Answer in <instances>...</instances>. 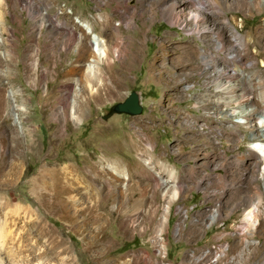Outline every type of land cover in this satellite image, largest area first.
Returning a JSON list of instances; mask_svg holds the SVG:
<instances>
[{
    "label": "rangeland",
    "instance_id": "obj_1",
    "mask_svg": "<svg viewBox=\"0 0 264 264\" xmlns=\"http://www.w3.org/2000/svg\"><path fill=\"white\" fill-rule=\"evenodd\" d=\"M123 1L127 8H123ZM163 2L0 0V225L6 228L0 255L12 263L264 264L261 180L256 181L262 190L260 193L258 188L256 196L263 201V206L257 203L261 217L258 233L255 235L251 228L244 232L247 228L244 223L237 236L233 230L242 224L238 219H242L241 212L246 207L230 206L224 216L219 214L214 221L209 220V224L203 219L192 221V210L186 207L188 215L182 217L177 230L176 199L162 196L165 188L158 178L156 184L150 180L157 171L164 178L184 184L188 181L184 178L185 172L193 167L195 177H200L206 169L227 175V168L206 167L203 158L209 155L220 161L221 156H227L235 161L234 156L246 151L245 143L251 133L246 124L242 125L243 108L231 103L224 105V111L228 112L207 111V106L212 105L210 100L214 101L218 92L212 87L211 72H199L194 67L200 62L197 53L202 49L219 59V67L221 62L230 64L225 60V55L233 50L230 41L242 49V33L256 26L264 27V0L260 2L261 9L253 8V13L247 7L221 11L219 20L224 29L221 46H212L207 37L200 38L198 33L186 31L184 24L191 14L187 8L179 18L182 23H171L163 12ZM213 7L208 8L210 13L217 10ZM231 14L238 20L236 26L223 18ZM96 15L109 16L111 26L114 22L119 33L115 29L112 32L108 26L101 29L94 21ZM76 16L88 19L93 28L105 36L110 63L105 64L96 57L91 61L90 55L80 61L84 70L80 77L87 80L85 64L89 62L93 64L92 73L97 80L91 84L92 92L79 81L73 82L63 105L64 85L53 81L48 72L43 73L42 63L53 67V51L60 53V58H56L60 60L58 71L69 65L74 58L76 41L70 43L68 52L61 49L68 39L55 25L63 21L79 33ZM248 37L253 43L243 53L249 58L256 48L264 53V29L257 39ZM260 60L258 58V64ZM258 68L252 63L244 71L254 74ZM79 74L80 71H74V80ZM110 75L115 78L110 86L116 92L108 95L105 88ZM218 75L221 76V72ZM260 89V86L256 88V97L252 100L257 111L264 110V91L259 92ZM132 90L140 95L142 112L134 116L112 112V105L122 101ZM259 118H262L260 114L258 124ZM263 129V126L259 128L261 132ZM139 147L144 151H139ZM87 156H93L102 165L113 162L122 167L121 162L126 164L123 168L131 184L130 202L138 197V187L145 186V208L138 212L136 224L132 225L127 219L128 203L123 200L121 187L115 184L109 188L101 179L98 184L103 194L100 210L106 218L100 221L94 220L88 210L86 201L89 199L85 200V210L81 211L67 200L69 206L64 208L67 214H72L73 209L78 213L73 222L58 218L47 200L41 204L36 201L38 196L48 192L42 187L51 188L48 175L45 185L33 188L32 180L39 175L40 168L48 170L46 165L52 166L55 162L58 166L71 162L82 165L88 162ZM144 158L149 163H144ZM107 170V175L113 173ZM57 175L60 177L62 173L57 172ZM90 175L86 173L85 178L89 179ZM227 178L229 180H221V183L232 182L230 175ZM204 182L205 179L201 184ZM175 183L168 182L170 192L176 190ZM14 186L19 193L17 196L8 194ZM108 192H114V197H106ZM188 197L187 193L183 201L189 202ZM197 197L195 192L194 199ZM15 204L29 205L31 209L23 211ZM163 205H166L164 211ZM198 206L205 207L204 204ZM152 207H155L154 212H151ZM158 222L161 227L159 247L151 240ZM140 226L146 230L139 231ZM211 244L212 252L205 257L199 255ZM221 244H225V248H221ZM216 253L219 254L215 257Z\"/></svg>",
    "mask_w": 264,
    "mask_h": 264
},
{
    "label": "bare ground",
    "instance_id": "obj_2",
    "mask_svg": "<svg viewBox=\"0 0 264 264\" xmlns=\"http://www.w3.org/2000/svg\"><path fill=\"white\" fill-rule=\"evenodd\" d=\"M261 1L263 0H164L163 12L171 23H182V21L179 22V18L183 14V12L186 11V8L189 9L191 11V14L188 17L187 22H185L184 24L186 26V31L196 32L199 34L200 38L207 37L208 42L213 44L212 46H221L223 42L221 32L222 30L224 31L223 25L219 20V18L221 17V11H237L243 9L244 7H247V9L252 12L253 8L257 10L261 9ZM210 5H214V7L217 8L214 13L209 12L208 8L210 7ZM122 6L123 8H127V4H124V1ZM223 18L229 21L234 26L237 25L238 20L235 19V16L233 14H231L230 16H224ZM75 19V22L80 27L79 33L76 32L77 30H75L72 25H69L66 22L58 21L55 25L58 28L60 27L61 30L67 35L68 41L64 42L61 45V49H64L66 52H68L71 47L70 43L74 40L76 41L75 46L73 48L75 51L73 52L72 50V52L75 53L74 58H70L71 61L69 65L65 67L63 66L62 69L58 71L56 67L58 65V61L60 63V60L57 61L56 58H60V53L53 51L51 52L53 67H48L42 63L43 73L48 72V75L51 76L53 81L57 80L58 82H61L64 85L63 89L65 92L63 93L65 95L61 100L63 105H66L65 101L69 95L68 92L71 91L73 82L76 83L79 81L83 84L85 89L90 90L92 92L93 86L91 84H95L97 80V77H95L94 73H92L94 71V69H92L93 64L88 62L87 64H85L87 66L85 73L88 72V78L84 81L82 77H80V75L82 74L81 71L84 70L81 67L82 64L79 62L86 59L88 55L91 56V61L94 59V57H96V59H98L99 61L102 60L103 62H105V64L108 63L109 59L107 52V39L102 34V32L100 30L98 31L94 29V25H92L88 19H82L79 16H76ZM94 21L95 23L99 24L101 29L108 26L112 28V32L114 31V29L118 33L120 31H118V27H116V24L114 22L113 27L111 26L112 21L107 15H96ZM240 25L242 26V22H240ZM262 29H264L263 26H256L250 32L242 33V49L234 42L230 41L233 50L231 54L225 55V60L227 62H231L230 64L221 62L222 65L221 67H219V59L216 60V58H214V55L210 54L209 51L207 52V50L205 51L202 49L200 52L197 53L200 62L197 64V66L194 67V69L198 70L199 72H204L207 70L210 71L213 78V80L211 79L213 83L212 87L216 92H218V95L214 99V101L210 100L212 105L207 106V111L213 109L224 113L228 112L224 111L226 109L224 105L226 104L235 103V105L241 106V108H243V111L241 113L244 117L242 125L246 124L247 129L250 130L251 134L248 136L247 140L249 141H247L246 143L249 150L245 151V153H242L235 159L234 166H227L222 168H227V175L226 173H224L225 175L222 173L221 180L223 182L225 181V179L229 180V178H227V176L229 175L232 179V182L227 185L221 183L222 189H220L219 183H208L207 179H205L204 184H201L204 174H202L200 177H195V182H193V177L195 176L194 173L196 172L193 169L194 167L189 168L185 172L187 177L186 175L184 177L188 179L187 182H193L192 192L194 194L195 192H197L198 195L197 199H194L195 202H197L194 205V209L193 207H187V209L189 208L192 210V221H199L203 219L205 221H208L209 224V220L214 221L219 214L224 216L229 211L230 206H235V204H238L240 207H246V210L243 212V217L244 219H246L244 223L247 224V228L244 230V232H246L248 228H251L255 235L258 233L261 218L259 215L260 207L257 205V203L260 204V206H263L262 199H258L256 196V191H258V188L260 193L262 191L260 188L261 186L259 187L257 183V180L262 181V189H264V174H261L262 172H264V129L262 132L259 130V128L264 124V117H262L261 119L259 118L260 123L258 124L257 114H262L264 116V110L260 109L259 111H257V108L253 104L252 100L256 97L255 90L258 86L261 87L259 92L264 91V53L258 50V48H256L254 51H251V57L249 58V56L247 57L243 52L245 51V49L250 48L249 46L253 43V40H251L248 35L253 36L255 37V39H257L256 37L259 35ZM118 52L119 51L117 50V48H115V53L117 55ZM258 58L261 59L259 61V64L257 63ZM252 63H254L256 66H259V68L254 71V74L245 72L244 68L247 65H251ZM126 65H124V68L127 67ZM74 71H80L79 76L75 80L73 78ZM219 72H221V76L218 75ZM114 81L115 78L111 77L110 75L109 82L107 84L108 86L105 88V91L108 95H111L113 94V92H116V90H113V87L110 86V84H113ZM95 90L97 89L95 88ZM92 97L99 98V96ZM238 109L240 110V107ZM254 113L256 120L254 119ZM241 121L242 120H240V122ZM252 129L255 130L253 131ZM133 146H135V148L137 149L136 144H133ZM148 146L151 145L148 144ZM139 151L143 152L144 150L139 147ZM260 155L263 157V159H259ZM221 157L224 158V156ZM87 159L88 162L83 163L82 165L76 164L75 162H71L69 164L58 166V163L55 162L52 166L46 165V168L48 170H43L42 168H40L39 175L34 177L32 180L31 184L33 188L37 189L40 188L42 185H45V179L47 175L49 176L51 188L48 189L47 187H42L43 190H48V192L38 196L36 198V201L41 204L43 200H47L50 203L49 207L55 209L58 218H67V220L72 221L74 216H76L78 213L73 209L72 214H67V212L64 210V208L69 206L67 200L70 201V204L73 207H75L76 209L80 208L79 210L81 211L85 210L84 202L85 200L89 199L88 201H86L89 203L88 210L93 213L94 220L100 221L106 218V214L100 210V200L102 199L103 194L99 192L101 186H99L98 184L100 183L99 179H101V182L109 188H113L115 184H118L121 187L120 191L124 194L123 200L124 202L128 203V209L125 211L127 219L132 225H134V223L136 224L138 212L145 208L143 204L144 197H146L145 186L143 185L138 187V197L130 202V197H128V194L131 193V184L128 181V173L123 168V165L126 164L121 162L122 167L119 166L120 164L117 165L113 162H108L102 165L100 163L98 164V161L93 156H87ZM214 161H219V158L214 159L213 157L206 155L203 158V165H205L206 167L213 168L215 167ZM144 163H149L147 158H144ZM46 164L49 163L46 162ZM107 169H110L114 174L111 172L112 174L107 175ZM57 172L62 173V176L59 177L57 175ZM86 173L91 174L89 179L85 178ZM203 173L214 172L210 170L208 171L206 169ZM101 174L103 176H101ZM157 178L158 182L165 188V190L162 192L163 197H170L171 200L176 199V203L184 202L183 200L187 194V191L184 190V186H182L183 184H181V182L175 183L174 179L170 180L169 178H164L163 176L159 175V172L155 171V173L151 175L150 180L153 184H156ZM168 182L171 184L175 183L176 190H171L170 192L168 190V187L170 185L167 186ZM8 194L17 196L19 193L15 190L14 186L9 189ZM194 194L192 195L193 198ZM212 194H218V204L215 209H211V211L209 212V210L207 209L212 206ZM47 196L50 199H47ZM93 196L99 197L96 200L90 199ZM106 197H114V192H108L106 194ZM187 199L189 200V197ZM203 204L205 205V207L198 206ZM15 205L20 207L23 211L31 209L29 205ZM162 209L163 211L166 210V205H163ZM187 209L185 211L184 218L187 217ZM154 211L155 207H152L151 212ZM159 219L162 220V216ZM120 222L124 224L123 220H120ZM180 224L181 216L179 214L178 220L176 221L177 230L180 229ZM5 229L6 228L4 226L0 225V250L1 246H3L5 243ZM138 230L143 232L146 230V228L140 226ZM160 239L161 227H159L158 222L153 228L151 240L155 246H158V242L160 241ZM209 253L210 251L203 250L199 255H203V257H205ZM218 254L219 253H216L215 257L218 256ZM212 260L216 261V259ZM214 263L215 262H208L206 264ZM0 264L16 263H12V261H9L8 259L0 255Z\"/></svg>",
    "mask_w": 264,
    "mask_h": 264
},
{
    "label": "built area",
    "instance_id": "obj_3",
    "mask_svg": "<svg viewBox=\"0 0 264 264\" xmlns=\"http://www.w3.org/2000/svg\"><path fill=\"white\" fill-rule=\"evenodd\" d=\"M260 116L264 117L262 114H260ZM263 128H264V124H263ZM234 132H239V131L234 130ZM240 135L241 134H237L236 136H240ZM247 141H249V140H247ZM247 141H246V143H247ZM246 143H245V146L247 147ZM247 150H249L248 147H247L246 151ZM242 153H245V151ZM234 158L236 159L237 156H234ZM259 159H263V157L260 155ZM214 163H215V167L220 166L221 168H223V167H227V166H234L235 161H232V160H230V158H227V156H225L220 161H214ZM221 174L222 173H217V172L204 173L203 179H207L208 183H219L220 189H222L221 188ZM261 174H264V172H262ZM195 179L196 178L194 176L193 182H195ZM193 182H186V184L182 185V186H184V190L187 191V193L189 195V202H178V203H176V212L181 215V222L183 221L182 217H184L186 207H193V209H194V205L197 203V202H195L194 198L192 197ZM263 183H264V181H263ZM202 202H203V199H202ZM217 204H218V194H212V207H210V209H207V210L215 209V207H217ZM241 213L243 216V212H241ZM238 220L242 224L238 225V227L233 230V231H235L236 236L241 231L242 226H245L244 225V217H242V219H238ZM183 224H184V222H183ZM222 224H225V223H219V225H222ZM221 248H225V244H221ZM212 250H213L212 244L209 246H206V251L212 252Z\"/></svg>",
    "mask_w": 264,
    "mask_h": 264
},
{
    "label": "water",
    "instance_id": "obj_4",
    "mask_svg": "<svg viewBox=\"0 0 264 264\" xmlns=\"http://www.w3.org/2000/svg\"><path fill=\"white\" fill-rule=\"evenodd\" d=\"M111 110L112 112L126 113L132 116L140 114L142 112L140 95L135 90L130 91L122 101L112 105Z\"/></svg>",
    "mask_w": 264,
    "mask_h": 264
}]
</instances>
